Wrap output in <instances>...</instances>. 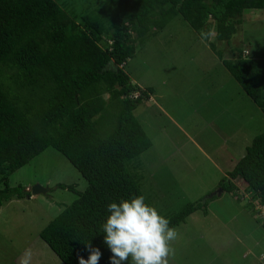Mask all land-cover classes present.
Segmentation results:
<instances>
[{
	"label": "trees",
	"instance_id": "1",
	"mask_svg": "<svg viewBox=\"0 0 264 264\" xmlns=\"http://www.w3.org/2000/svg\"><path fill=\"white\" fill-rule=\"evenodd\" d=\"M251 9L264 12V0H89L83 8L67 0H0V206L30 197L26 186H12L9 176L53 147L87 186L79 191L55 184L77 197L39 237L64 264L87 259L88 241L102 253L99 264H110L101 232L107 206L145 197L129 164L152 145L135 110L153 90L131 82L125 63L177 15L200 34L213 22L210 47L264 113V57L246 56L233 46L225 58L215 43L230 45ZM217 186L237 199L238 188L250 191L251 202L264 206V131L252 137ZM211 199L186 203L166 216L170 227L198 208L206 212ZM145 202L152 206L146 197ZM252 209L264 227V217Z\"/></svg>",
	"mask_w": 264,
	"mask_h": 264
},
{
	"label": "rangeland",
	"instance_id": "2",
	"mask_svg": "<svg viewBox=\"0 0 264 264\" xmlns=\"http://www.w3.org/2000/svg\"><path fill=\"white\" fill-rule=\"evenodd\" d=\"M67 2L83 8L89 0ZM261 11L245 12L247 21L230 45L215 42L225 58L231 57L233 46H240L246 56L264 57ZM213 24L202 31H213L206 41L177 15L138 45L124 65L131 82L153 90L135 110L152 145L129 165L141 175L145 197L165 217L214 192L252 137L264 131V113L209 45L214 41ZM108 116L112 119V112ZM9 183L27 185V190L40 184L49 190L0 206V264H17L25 248L33 250L32 264H64L40 239L39 231L77 197L55 184H72L83 191L87 181L64 155L47 147L11 173ZM152 186L166 189L157 197ZM222 194L221 199L213 195L206 214L204 207L198 208L176 227L179 236L172 244L170 264H264V227L251 215L257 200L248 203L244 193L241 196L247 199L232 201L227 191ZM236 199L245 212L236 208ZM214 211L224 225L217 223L220 218Z\"/></svg>",
	"mask_w": 264,
	"mask_h": 264
},
{
	"label": "clouds",
	"instance_id": "3",
	"mask_svg": "<svg viewBox=\"0 0 264 264\" xmlns=\"http://www.w3.org/2000/svg\"><path fill=\"white\" fill-rule=\"evenodd\" d=\"M212 35V30L202 32L201 39ZM107 211L110 214L101 225V232L111 252L110 264H170L175 254L172 244L179 233L175 227H170V221L157 208L145 202L143 195L112 202ZM85 248L88 258L78 257L79 264H99L102 255L99 248H94L90 241L85 243ZM33 255L31 248H25L17 264H32Z\"/></svg>",
	"mask_w": 264,
	"mask_h": 264
},
{
	"label": "crops",
	"instance_id": "4",
	"mask_svg": "<svg viewBox=\"0 0 264 264\" xmlns=\"http://www.w3.org/2000/svg\"><path fill=\"white\" fill-rule=\"evenodd\" d=\"M261 111V110H260ZM262 112V111H261ZM263 113V112H262ZM245 150V149H244ZM242 157V156H241ZM233 166H234V164H233ZM137 167H140V164L138 165L137 164ZM137 167H136V169H137ZM231 170V169H230ZM229 171V170H228ZM135 172H136V174H137V178H138V180H139V182H140V185H141V188H142V182H141V175L138 173V170H135ZM227 172V171H226ZM160 177V176H159ZM24 186H26V189H27V187H29V186H27V185H24ZM160 186V185H159ZM153 187V186H152ZM165 186L164 187H157V189L155 188V187H153V191H154V193H155V195L157 196V197H159V196H161L163 193H164V191H165ZM224 192V190L222 191V193ZM220 194V195H218V196H220V199L222 198L221 197V195H223V194ZM230 194V198H231V200L233 201V199L235 198V197H233V195L231 194V193H229ZM32 196V194L30 195V197ZM220 199H219V201H220ZM11 201V200H10ZM149 201V200H148ZM213 201H215V203H217V201L216 200H213ZM209 202V201H208ZM212 202V201H211ZM234 204H235V202H233ZM151 204V203H150ZM152 205V204H151ZM221 205V204H220ZM236 205H237V209H241L242 208V206L240 205V203L238 202V200L236 199ZM207 206H208V203H207ZM207 209V208H206ZM243 209V208H242ZM243 212H245L244 211V209H243ZM207 213V211L205 212V214ZM204 214V215H205ZM214 217L215 218H220V220H217V223L219 224V223H221V224H223V223H225V220L224 219H221V217H220V215L216 212V211H214ZM224 225V224H223ZM222 225V226H223ZM178 227V226H177ZM176 228V227H175ZM233 239V238H232ZM230 240V239H229Z\"/></svg>",
	"mask_w": 264,
	"mask_h": 264
},
{
	"label": "water",
	"instance_id": "5",
	"mask_svg": "<svg viewBox=\"0 0 264 264\" xmlns=\"http://www.w3.org/2000/svg\"><path fill=\"white\" fill-rule=\"evenodd\" d=\"M48 190H49L48 186H42L40 184H34L29 188V191L32 195H36L39 193L45 194ZM222 191H223L222 187H218L214 192L209 194L208 197H212L213 195H220Z\"/></svg>",
	"mask_w": 264,
	"mask_h": 264
},
{
	"label": "built area",
	"instance_id": "6",
	"mask_svg": "<svg viewBox=\"0 0 264 264\" xmlns=\"http://www.w3.org/2000/svg\"><path fill=\"white\" fill-rule=\"evenodd\" d=\"M110 42V41H109ZM139 92H134L133 93V96H138ZM237 192L239 193V195L241 196L242 194L245 193V195L249 198V200H251L252 198V195H251V192H247V191H243L242 189L238 188ZM242 192V193H241ZM244 195V197H245ZM242 197V196H241ZM242 197L243 199H247V198H244ZM256 210L259 211V215L263 216L264 217V206L261 205L260 203H257L256 206H255Z\"/></svg>",
	"mask_w": 264,
	"mask_h": 264
}]
</instances>
